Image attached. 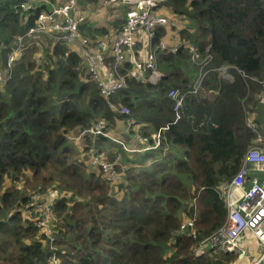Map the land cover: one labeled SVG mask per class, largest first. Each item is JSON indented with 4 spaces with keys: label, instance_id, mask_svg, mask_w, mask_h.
I'll return each instance as SVG.
<instances>
[{
    "label": "trees",
    "instance_id": "obj_1",
    "mask_svg": "<svg viewBox=\"0 0 264 264\" xmlns=\"http://www.w3.org/2000/svg\"><path fill=\"white\" fill-rule=\"evenodd\" d=\"M23 1L0 0L2 72L17 38L34 25L38 12L47 9L35 2L33 9L24 11L19 7ZM168 3L173 13L194 20L189 30L180 31L181 41L211 55L202 89L191 91L197 68L186 46L175 53H159L158 65L167 78L156 84L130 78L131 61L126 57L120 68L126 86L110 101L126 106L128 114L108 107L70 44L46 35L24 37L10 78L0 85V264H47L52 252L61 264L233 260L216 247L202 255L195 250L225 220V204L216 187L231 179L252 143L248 111L258 125L264 121V99L258 97L259 81L264 79V0ZM164 34L163 28H156L153 42ZM111 61L108 57L107 64ZM222 67L231 81L219 76L217 69ZM170 88L184 93L175 122ZM209 90L217 91L212 99L203 93ZM101 118L129 147L135 131L150 136L166 128L160 147L144 153L129 154L102 136L67 138ZM127 119L132 120L128 130ZM114 147L117 152L105 157L114 160L122 153L119 162L125 166L119 163L120 178L109 182L91 165L90 150L101 153ZM52 188L61 195L53 206L55 239L50 248L35 226L32 196ZM194 208L192 239L178 228Z\"/></svg>",
    "mask_w": 264,
    "mask_h": 264
},
{
    "label": "built area",
    "instance_id": "obj_2",
    "mask_svg": "<svg viewBox=\"0 0 264 264\" xmlns=\"http://www.w3.org/2000/svg\"><path fill=\"white\" fill-rule=\"evenodd\" d=\"M108 1L121 2L126 4L129 9L125 13L117 34L114 37L104 35L99 39H91L81 32L80 26L84 22L85 16L78 12L77 0H65L64 2L25 0L21 2L19 7L24 11L33 9L35 2L44 3L47 9L38 12L34 25L28 28L24 35L17 38V46L12 49L5 61V70L0 71V85L10 78L12 63L22 48L24 37L46 35L54 42H66L76 49L108 107L119 114H128L129 109L126 106L117 107L110 101V98L116 91L126 86V77L120 72V68L126 61L127 55L131 61L128 76L139 82L156 84L163 77L158 68L157 55L159 53H175L180 47L186 46L190 52L191 61L198 66V74L191 91L193 93L201 91V85L207 72L206 66L211 59L209 53L201 57L193 44H183L174 40L168 43L161 39L156 44H151V40L155 37V29L167 27L171 23L167 17L156 11L163 0ZM173 24L172 22L171 25ZM89 31H92V28H89ZM139 32L145 34L148 47L144 57L137 59L133 48L137 42L136 35ZM108 56L112 59L110 64H107ZM39 57L41 55L37 53V58ZM217 71L221 78L232 80L225 67L218 68ZM259 82L262 90L258 97L264 98V79ZM216 94V90H209L205 95L212 99ZM168 96L173 101L175 122L181 116L184 93L178 88H170ZM246 125L254 133L252 143L244 152L241 164L231 179L216 187L225 204V220L219 228L200 241L195 254H205L209 247L216 246L219 252L230 255L239 250V255L242 257L246 254V250L241 249L238 242L247 233L258 242L259 255L252 256L249 260L243 258L232 264H262L264 262V131H260L258 124L251 117L246 119ZM131 127L132 120L127 119L126 129ZM165 128L151 133L150 136L135 131L132 139L133 144L129 147L124 140L112 136L108 121L101 118L75 135L68 134L67 138L70 141H78L86 135L102 136L111 139L126 151L144 153L160 147L162 131ZM119 158L120 156L117 154L114 160H109L95 150H90L91 165L97 167L101 175L109 182L120 178L117 169L120 163ZM60 195L59 189L52 188L32 196L36 211L35 226L50 248H53L55 239L53 206ZM194 201L196 200L194 199ZM184 216L186 215L184 214ZM195 219L194 208L192 215L186 216L180 223L178 232L194 239L196 237ZM47 264H60L59 258L54 252L49 255Z\"/></svg>",
    "mask_w": 264,
    "mask_h": 264
},
{
    "label": "crops",
    "instance_id": "obj_3",
    "mask_svg": "<svg viewBox=\"0 0 264 264\" xmlns=\"http://www.w3.org/2000/svg\"><path fill=\"white\" fill-rule=\"evenodd\" d=\"M56 1H62V0H56ZM164 2V0L161 2L160 6L162 5V3ZM77 5H78V12H80L82 15L85 16V20L84 22L81 24L80 26V30L81 32L88 36L89 38L91 39H99V38H103L104 35H111L113 36L114 34L116 35L117 32L119 31V29L121 28V25L123 23V20H124V17H125V13L126 11L129 9V7L126 5V4H122L121 2H118V1H114V2H111V1H108V0H77ZM121 7L122 8V11H124L123 7L125 8V12L123 14V20L122 22L120 23L119 21H117V17H115V13H114V10L111 9L110 7ZM163 6L165 8H168V10L166 11L165 9H161L162 10V15L166 17V14L165 13H168V15H171L173 14L172 12V9H170L169 7H166L165 3L163 4ZM160 10V11H161ZM158 12V10H156ZM161 14V13H160ZM168 18V17H167ZM184 19H186L184 16H183ZM169 19V18H168ZM170 20V25H168L167 27H163L164 31H165V34L162 38H160L159 40H163L165 42H172V40L174 41H179L183 44H186V43H190L192 44V42H187V41H181L180 39V36L177 34L176 31H178V24L176 21L172 20V19H169ZM172 22L174 23L173 25ZM190 23L186 22V25L184 26H189ZM180 26H183L181 24H179V27ZM89 28H92V31H89ZM174 29V30H173ZM189 30V29H188ZM144 36L145 38V41H146V48H145V51L144 52H140V49L139 51H136L135 50V55H140L141 58L144 57L145 55V52L147 51V47H148V40L145 36V34L143 32H139L136 36H137V44L140 45L139 41L141 40V36ZM154 39V38H153ZM153 39L151 40V44H156L153 42ZM194 45V44H193ZM195 46V45H194ZM196 47V46H195ZM197 49V47H196ZM189 51V50H188ZM198 51V49H197ZM190 53V52H189ZM198 53L200 54L201 57L205 56L207 53H209L206 49V53L205 54H201L199 51ZM210 54V53H209ZM110 55V54H109ZM159 55V54H158ZM157 55V56H158ZM110 57V56H108ZM128 58L129 55H127ZM111 58V57H110ZM191 61V59H190ZM157 63H158V60H157ZM191 63H193L191 61ZM209 63V62H208ZM196 68H197V73H196V76L198 74V66L193 63ZM208 65V64H207ZM108 66V65H107ZM158 68H159V65H158ZM223 68V67H222ZM206 69H207V66H206ZM160 70V68H159ZM161 71V70H160ZM162 72V71H161ZM207 73V72H206ZM163 76H166L163 72H162ZM167 78V77H166ZM165 78V79H166ZM163 79V78H162ZM196 79V77H195ZM228 80V79H227ZM195 81V80H194ZM230 81V80H229ZM194 83V82H193ZM192 83V85H193ZM192 88V87H191ZM207 91H203L204 94H206ZM208 98V97H207ZM209 99V98H208ZM264 99V98H262ZM253 118V117H252ZM115 124L118 126L119 124L121 125L122 122L121 121H115ZM138 128H139V125H137ZM259 126V125H258ZM260 128V127H259ZM262 129V128H260ZM111 132V131H110ZM153 133V132H152ZM142 134V133H141ZM113 136V135H112ZM148 136V135H147ZM115 137V136H113ZM133 136L131 138V144H133ZM126 143V142H125ZM127 144V143H126ZM120 146V145H119ZM122 149L123 147L120 146ZM105 150V151H104ZM100 154L101 155H106L107 153H113V152H117L115 151L116 148H111V150L109 149H104ZM124 151H126L125 149H123ZM96 151V150H95ZM127 153L131 154L133 152L131 151H126ZM117 155V154H115ZM120 156V154H119ZM251 236V235H249ZM252 237V236H251Z\"/></svg>",
    "mask_w": 264,
    "mask_h": 264
},
{
    "label": "rangeland",
    "instance_id": "obj_4",
    "mask_svg": "<svg viewBox=\"0 0 264 264\" xmlns=\"http://www.w3.org/2000/svg\"><path fill=\"white\" fill-rule=\"evenodd\" d=\"M164 2H165V5L166 4H168V5H166V7H169L170 8V3H168V0H164ZM164 2L162 3V5L157 9L158 10V12L159 13H161L162 14V10L161 9H165L166 11L168 10V8H165L164 6H163V4H164ZM111 9H113L114 10V13H115V17H117V21H119L120 23L122 22V20H123V14H124V12H125V8L123 7V9H124V11H122V8L121 7H110ZM171 9V8H170ZM161 10V11H160ZM166 14V17H168L169 19H172V20H174V21H176L177 22V24H178V31H176L177 32V34L180 36V39H181V34H180V31L181 30H183V29H189L188 28V26H184V24L186 23V22H188V23H190V24H192L193 25V23H194V20L193 19H191V18H189V19H184L183 18V16L181 15V14H176V13H173V14H171V15H168V13H165ZM186 18V17H185ZM179 24H181V25H183V26H180L179 27ZM174 30V29H173ZM115 36V34L113 35V36H111V35H108V37H114ZM136 40H137V36H136ZM139 43H140V45L139 44H135V47L133 48L134 50H136V51H139V49H140V52L142 53V52H144L145 51V48H146V41H145V38H144V36L142 35L141 36V40L139 41ZM192 44H194V43H192ZM195 45V44H194ZM196 46V45H195ZM137 59H139V58H141V56L140 55H136L135 56ZM195 77H196V73L195 74H193L192 75V77H191V79H192V81L194 82V80H195ZM192 82V83H193ZM263 100V99H262ZM264 104V103H263ZM248 117H253L252 115H251V112L250 111H248ZM262 119V118H261ZM259 126H260V128H262L260 131H264V121H262V120H260V124H259ZM110 131H111V129H110ZM111 134H112V132H111ZM113 135V134H112ZM114 136V135H113ZM108 139V138H107ZM109 141H111V139L109 140ZM108 141V142H109ZM103 151V150H102ZM117 154H119V153H117ZM104 157H105V155H104ZM120 157L121 158H119V160H122V153L120 154ZM84 161H87V158L85 157L84 159H83ZM88 162V161H87ZM120 166L123 168V166H125V165H123V163H121L120 162ZM96 170V169H95ZM97 171V170H96ZM182 178V177H181ZM184 182H186V180L184 179L183 180ZM222 184V183H221ZM238 246L241 248V249H245L246 250V254L244 255V256H242V257H240V255H239V250H237V251H235L233 254H232V256L234 257L233 258V260L231 261V263L230 264H232L233 262H239L240 260H242L243 258H246V259H250L252 256H258L259 255V248H258V242L253 238V237H250L249 238V234H245L240 240H239V242H238ZM216 247V246H215ZM210 248V247H209ZM217 248V247H216ZM217 250H218V248H217ZM219 251V250H218ZM60 264H61V262H60Z\"/></svg>",
    "mask_w": 264,
    "mask_h": 264
},
{
    "label": "water",
    "instance_id": "obj_5",
    "mask_svg": "<svg viewBox=\"0 0 264 264\" xmlns=\"http://www.w3.org/2000/svg\"><path fill=\"white\" fill-rule=\"evenodd\" d=\"M162 78H163V79H165V78H166V76H163Z\"/></svg>",
    "mask_w": 264,
    "mask_h": 264
}]
</instances>
